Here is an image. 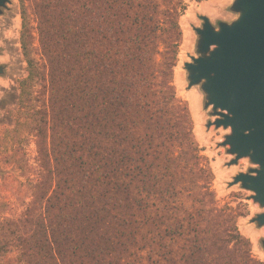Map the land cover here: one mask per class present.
<instances>
[{
  "label": "trees",
  "instance_id": "trees-1",
  "mask_svg": "<svg viewBox=\"0 0 264 264\" xmlns=\"http://www.w3.org/2000/svg\"><path fill=\"white\" fill-rule=\"evenodd\" d=\"M33 1L43 62L23 17L27 74L8 132L36 138L44 172L39 210L2 221L0 264L13 246L19 264H264L215 205L177 104L184 0Z\"/></svg>",
  "mask_w": 264,
  "mask_h": 264
},
{
  "label": "rangeland",
  "instance_id": "rangeland-1",
  "mask_svg": "<svg viewBox=\"0 0 264 264\" xmlns=\"http://www.w3.org/2000/svg\"><path fill=\"white\" fill-rule=\"evenodd\" d=\"M234 0H184L186 8L181 10L178 53L172 69V85L179 105L188 106L193 125L194 139L198 145L201 165L210 170L209 188L214 193L215 205L225 208L226 212L236 217L239 231L250 240L251 255L264 260V226H258L251 219L264 211L251 198L252 192L232 183L233 176L239 172H248L257 167L248 157L231 163L233 155L222 145L229 128L208 125L215 119L211 107L205 108V95L200 85L187 87V72L184 62L191 56H198L196 45L198 35L196 27H201V16L209 18L217 27L219 21L232 22L238 13L231 10ZM33 0H8L0 12V228L4 219H24L38 211L39 200H34L35 185H38L43 168L35 144V137L24 129L20 134L8 131L14 127L18 111L19 81L27 74V67L20 47L22 18L25 17L33 36L32 56L38 65H42L37 34V19ZM42 82L34 86L35 91H43ZM42 101L43 95H38ZM41 101L37 104L41 105ZM18 136V137H17ZM3 263L19 264L18 249L10 248Z\"/></svg>",
  "mask_w": 264,
  "mask_h": 264
},
{
  "label": "water",
  "instance_id": "water-1",
  "mask_svg": "<svg viewBox=\"0 0 264 264\" xmlns=\"http://www.w3.org/2000/svg\"><path fill=\"white\" fill-rule=\"evenodd\" d=\"M7 1L0 0V12ZM231 10L237 19L217 27L201 16V27L195 28L198 56L184 62L187 87L200 85L205 108L215 116L208 125L230 129L221 144L234 156L231 163L248 157L257 165L234 175L232 183L264 206V0H234ZM251 220L264 226V211Z\"/></svg>",
  "mask_w": 264,
  "mask_h": 264
}]
</instances>
